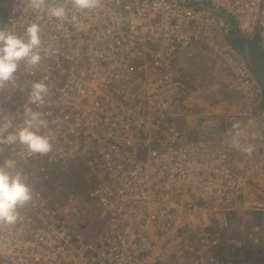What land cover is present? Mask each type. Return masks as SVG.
<instances>
[{
    "label": "built area",
    "instance_id": "built-area-1",
    "mask_svg": "<svg viewBox=\"0 0 264 264\" xmlns=\"http://www.w3.org/2000/svg\"><path fill=\"white\" fill-rule=\"evenodd\" d=\"M59 2L62 21L10 0L0 26L22 34L38 23L51 49L0 89V121L19 126L31 107L53 143L28 159L0 145V164L17 159L34 188L18 223L0 229V264H264V86L226 38L230 20L264 50V0H101L86 12ZM194 44L231 73L240 147L222 106L180 112L174 58ZM42 79L49 95L29 105ZM249 145L251 155L240 150ZM77 168L85 199L109 216L95 241L79 227L80 198L53 204L39 187Z\"/></svg>",
    "mask_w": 264,
    "mask_h": 264
},
{
    "label": "clouds",
    "instance_id": "clouds-1",
    "mask_svg": "<svg viewBox=\"0 0 264 264\" xmlns=\"http://www.w3.org/2000/svg\"><path fill=\"white\" fill-rule=\"evenodd\" d=\"M27 3L35 11H45L49 18L62 21L68 16L67 8L59 0H52L51 3L49 0H27ZM100 3L101 0H70L72 8L79 12L94 10ZM71 21L76 23L79 17L72 15ZM244 39L252 41L245 37ZM239 51L246 59L244 51ZM50 52V48L42 46L41 26L38 23L33 22L27 25L22 34H17L13 26L0 27V89L15 81L21 62L31 67H38ZM247 63L249 64L248 61ZM49 91L45 79L32 82L27 103L43 105ZM47 127L48 122L43 118V114L26 106L23 122L19 126L14 127L11 119L5 118L0 121V145H18L17 155L20 159L48 155L53 150V143L50 135L43 131ZM231 127L237 130L236 145L240 147L238 131L240 123L234 122ZM240 150L251 155L255 149L253 145H249L241 147ZM33 201L34 188L30 185L24 168L20 166L17 159H6L0 164V229L16 225L20 219L21 210Z\"/></svg>",
    "mask_w": 264,
    "mask_h": 264
},
{
    "label": "rangeland",
    "instance_id": "rangeland-1",
    "mask_svg": "<svg viewBox=\"0 0 264 264\" xmlns=\"http://www.w3.org/2000/svg\"><path fill=\"white\" fill-rule=\"evenodd\" d=\"M9 1L0 0V26L2 18L7 12ZM228 23L230 29L234 27L230 20ZM231 32L232 36H229L232 38L231 40H239L240 46L238 47L245 51L248 40L245 41L244 37L238 35L239 33L237 32V34L233 28ZM229 37L226 36L227 40ZM173 67L175 77L181 85V113L187 114L192 111L194 116L202 113L209 115L213 105H220L223 109L224 119L240 122L242 116L239 114L242 111L243 102L240 96L231 91L233 85L231 73L224 70L222 65L214 62L204 48L196 44L192 45L190 49L175 57ZM184 116L179 118L183 123H185ZM229 124L232 126V123ZM214 139L215 136L206 137L207 141ZM73 170L69 173L59 171L58 175L49 174L50 181L41 182L39 187L50 195L53 204H57L58 199L64 201L71 194L80 198V205L86 215L80 217L79 227L87 239L95 241L99 233L106 227L109 216L104 215L100 207L87 202L85 195L88 185L83 179L84 170L82 168ZM69 185L70 187H68ZM59 187L63 188L58 190ZM55 190L58 191L57 194L54 192Z\"/></svg>",
    "mask_w": 264,
    "mask_h": 264
},
{
    "label": "water",
    "instance_id": "water-1",
    "mask_svg": "<svg viewBox=\"0 0 264 264\" xmlns=\"http://www.w3.org/2000/svg\"><path fill=\"white\" fill-rule=\"evenodd\" d=\"M249 62L254 75L264 85V50L261 44H258L256 49L248 45L243 52Z\"/></svg>",
    "mask_w": 264,
    "mask_h": 264
},
{
    "label": "trees",
    "instance_id": "trees-1",
    "mask_svg": "<svg viewBox=\"0 0 264 264\" xmlns=\"http://www.w3.org/2000/svg\"><path fill=\"white\" fill-rule=\"evenodd\" d=\"M245 40V39H244ZM238 41L239 40H234V41H232V43H233V45H235L239 50H242L241 48H239L238 46H240L239 45V43H238ZM245 41H247V40H245ZM247 44L248 45H250V46H253V49H255V48H257V46H258V44H259V41L258 40H252V41H247ZM72 174V173H71ZM68 187H70V185L68 186Z\"/></svg>",
    "mask_w": 264,
    "mask_h": 264
},
{
    "label": "crops",
    "instance_id": "crops-1",
    "mask_svg": "<svg viewBox=\"0 0 264 264\" xmlns=\"http://www.w3.org/2000/svg\"><path fill=\"white\" fill-rule=\"evenodd\" d=\"M232 28H233V29H235L234 27H232ZM232 28H231V29H232ZM231 29H230V26H228V29H227V34H228V37H229L230 35L232 36ZM235 31H236V30H235ZM236 33H237V32H236ZM237 34H238V33H237ZM238 35H239V34H238ZM231 39H232V38H230V37H229V39H228V40H229V41L232 43V40H231Z\"/></svg>",
    "mask_w": 264,
    "mask_h": 264
}]
</instances>
